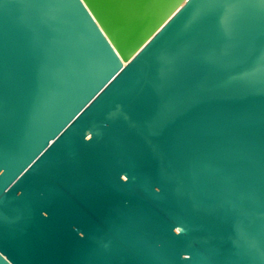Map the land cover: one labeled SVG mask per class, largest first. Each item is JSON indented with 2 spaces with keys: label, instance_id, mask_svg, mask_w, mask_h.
I'll return each instance as SVG.
<instances>
[{
  "label": "water",
  "instance_id": "95a60500",
  "mask_svg": "<svg viewBox=\"0 0 264 264\" xmlns=\"http://www.w3.org/2000/svg\"><path fill=\"white\" fill-rule=\"evenodd\" d=\"M0 264H264V0H0Z\"/></svg>",
  "mask_w": 264,
  "mask_h": 264
}]
</instances>
